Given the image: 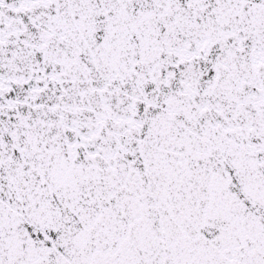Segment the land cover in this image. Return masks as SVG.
<instances>
[{
    "label": "snow or ice",
    "instance_id": "6c2138e0",
    "mask_svg": "<svg viewBox=\"0 0 264 264\" xmlns=\"http://www.w3.org/2000/svg\"><path fill=\"white\" fill-rule=\"evenodd\" d=\"M0 264H264V0H0Z\"/></svg>",
    "mask_w": 264,
    "mask_h": 264
}]
</instances>
